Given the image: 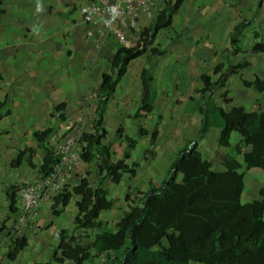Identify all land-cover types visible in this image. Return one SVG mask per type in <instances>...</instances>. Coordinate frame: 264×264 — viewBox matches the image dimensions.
<instances>
[{"label": "trees", "instance_id": "trees-1", "mask_svg": "<svg viewBox=\"0 0 264 264\" xmlns=\"http://www.w3.org/2000/svg\"><path fill=\"white\" fill-rule=\"evenodd\" d=\"M183 1L168 2L139 31V37L132 46L119 47L109 70L103 72L92 122L93 131L84 136L86 145L81 153L85 163L97 162L100 180L97 184L81 180L72 190L66 189L55 196L52 206L55 216L61 215L60 206L67 207L74 195H79L80 199L73 228L61 229L51 261L64 262L61 252H65L74 264H264V182L258 197L243 201L245 174L241 171L243 164L239 160L242 156L245 167L260 168L264 172V111L243 105L226 109L214 97L215 92L225 86L232 76L241 73L250 64L248 60L235 61L245 50L241 35L248 19L231 28L221 60L212 73L201 76V86L195 89L198 96L192 97L201 114L200 137L213 126L220 128L217 154L225 169H213L212 160L205 158L199 149V141L187 140L177 151L159 184L150 181L147 189H136L139 214L134 213L135 204L128 192L127 208L116 225L111 226L101 219L103 211H110L119 204L117 198L110 196L109 185L121 182L125 173L137 175L136 169L126 161L130 152L114 155L112 145L105 143L109 133L105 126L107 105L132 60L145 55L147 63L151 64L154 56L166 53L155 41L162 29L172 25ZM255 36H260V33L256 32ZM251 50L264 52V43L254 42ZM241 78L246 86L264 92V78L257 75L251 80L243 74ZM153 81L149 68L144 67L140 98L144 115L154 109L157 89ZM222 98L225 103L233 100L228 90L222 92ZM5 105L0 95V121L10 114L9 110L4 112ZM65 107V102L55 107V110H62L60 117L63 120L66 119ZM118 131L122 134L124 129L119 127ZM52 132L53 129L47 127L35 131L34 136L43 146ZM140 133L149 136L151 148L147 151L149 155H145V159H149L155 154L160 130L156 127L150 132L140 127ZM235 134L240 139L236 140ZM123 138L126 149L136 146L134 137L125 135ZM222 148L228 152L222 151ZM33 158L34 149H24L11 161V166L17 168L27 163L35 167ZM58 160L52 149L47 148L39 166L40 172L44 176L50 175ZM133 165L138 166V163L133 162ZM5 195L8 212L1 222L0 234L10 214L19 211L16 185L8 186ZM80 230L82 232H78ZM28 244L26 234L16 237L12 249L6 254L9 260H16Z\"/></svg>", "mask_w": 264, "mask_h": 264}, {"label": "rangeland", "instance_id": "rangeland-1", "mask_svg": "<svg viewBox=\"0 0 264 264\" xmlns=\"http://www.w3.org/2000/svg\"><path fill=\"white\" fill-rule=\"evenodd\" d=\"M174 1L176 0H154L150 15L143 9L137 30L127 32L126 43L120 41L114 32L102 36L99 29L86 21L82 6V19L88 24L84 38L75 34L60 45H44L48 48L47 52L55 56V60L49 61L47 55L39 52L36 49L38 46L32 42L35 41V32L32 30L38 27L36 19L31 16L17 19V23H14L21 30L15 24L7 25L5 22L11 19L3 18L4 10L9 12L13 9L14 12L15 9L17 12V7L14 8L13 5L17 2L0 0V41L7 40L4 45H0V95L6 103L4 112L10 111L0 121V227L8 212L5 189L11 184L16 185L19 205V211L10 214L6 227L0 234V264H74L65 252H61L65 257L64 262L51 261L50 256L58 243L61 229L73 228L80 196L74 195L67 209L60 206L62 213L55 216L52 206L59 191L53 182H47V177L40 172L39 166L46 149L50 148L55 157L60 159L59 174H68L63 182L59 178L55 180L56 183L60 181L61 185L64 183L63 191L72 190L76 183L84 179L92 184L99 182L97 162L85 163L80 154L86 145L84 136L93 131L92 122L99 101L97 85L101 74L110 68L114 54L121 44L132 46L139 37V31L147 26L164 4ZM255 26L259 27L257 24ZM10 31L12 36L5 33ZM255 31L248 32L246 29L241 35L245 42V50L241 54H249H242L240 62L247 60L249 55L253 56L254 61L264 58V53L251 51L254 42H264V35L260 33V37L256 38ZM23 33L25 36H21ZM40 34L39 32L41 38ZM203 37L206 39L205 35L198 38L191 34H177L173 27L161 30L155 44L164 47L166 54L156 56L151 64L147 63L145 55L132 60L109 101L105 114V126L109 133L105 143L112 145L114 155L130 152V158L126 161L137 171L136 176L125 173L121 182L109 185L110 196L117 198L119 204L110 211H103L101 219L108 221L111 226L116 225L127 208L128 192L135 204L134 213L139 214L136 189L145 190L150 181L159 184L165 178L170 159L184 145L185 133H190L189 130L193 128L190 126V119L188 124L185 123L184 119L194 116L185 108L184 102L188 99L187 94L200 81L198 73L203 69L211 70L216 59L213 47L201 45L206 43L202 40ZM11 38L12 42L16 39L15 44L10 42ZM110 38L112 42L106 46L105 42ZM24 41L28 45H21ZM144 67L149 68L154 78L153 86L157 89L154 109L147 115L143 114L140 103L141 74ZM220 95L221 91L217 93V97ZM181 98L183 104H180ZM62 102L66 103L65 120L59 118L62 110L54 108ZM47 127L53 129L52 136L43 146L39 145L34 132ZM119 127L124 129L122 134L118 131ZM140 127L150 132L156 127L160 130L155 154L149 159H145L151 148L149 136H143ZM125 135L134 137L137 140L136 146L126 149L123 143ZM27 148L34 149L33 161L36 166L24 163L17 168L12 167L11 161ZM217 151L218 149H204V153L212 156L219 165L221 158ZM133 162H137L138 166H134ZM251 170L252 168L243 167L245 177L251 175ZM31 186H41V194L35 198L39 201L38 207L32 214L25 209V200L21 195L24 189ZM247 189L252 193H244L243 201L258 195L256 190L252 191V187L248 186ZM21 234L27 235L29 246L20 252L16 260L11 261L6 254L12 249L16 237Z\"/></svg>", "mask_w": 264, "mask_h": 264}, {"label": "crops", "instance_id": "crops-1", "mask_svg": "<svg viewBox=\"0 0 264 264\" xmlns=\"http://www.w3.org/2000/svg\"><path fill=\"white\" fill-rule=\"evenodd\" d=\"M15 1L17 3H14L13 5H15L14 8L17 7L18 11L16 12V10L14 9L13 12L12 9L8 12V10L5 9L3 18L12 20V21L9 20L8 22L5 23L7 25L9 24L13 26L12 24H15L14 22L18 21L17 19L26 18L27 16H31L35 18L38 27H35L32 30L35 32V41L32 42L33 45L38 46V48L36 49L39 52H42L43 54L47 55L48 59H50L49 61L55 60V56L52 53L47 52L48 48L44 45H60L61 43L67 42L70 39V37H72L75 34H80L84 38V34L88 29V24H86V22L83 21L80 9L82 6L88 3L87 1L89 0H15ZM166 5L167 4L165 3L161 9L166 7ZM158 12L153 17V19L157 16ZM141 14L142 11L140 13V17H142ZM244 19H248V21H247V25L243 30V33L246 29L248 32L258 30L255 31V33L259 32L262 33V35H264V0L263 1L261 0H184L183 4L174 15V20L172 25L169 26L168 28L162 29L166 31L167 29L173 27V30L177 34H183L186 36L191 34L193 35V37L197 36L198 38L205 35L206 39H204L203 37L202 40H205L206 43L203 42L201 43V45L213 47V51H215L216 53V59H215V63L213 64V67H211V70L209 71L203 69L201 70V73H198L199 74L198 76H200L199 77L200 81L197 82L195 88L192 89L189 92V94H187L188 99L186 100V102H184V104L186 105L185 108H187V110L190 111L194 117H187L186 119H184L186 124L189 123V119H190V126H192L193 128L189 130L190 133H185L186 137H183L184 141L182 145L185 143L186 140L198 138L199 149L202 151L203 156L207 159L212 160L213 169L217 171L224 170L225 169L224 165L222 163L217 165L214 162V160L211 158L212 156H209L206 153H204V149L207 150L219 149L218 141H219L220 128L213 126L207 134L201 137L199 136L200 127H201V114L196 109L192 97L198 96L195 89L201 86L202 83L201 76L204 73H212L215 65L221 60V54L219 52L222 51L227 46L228 33L230 32L231 28L236 23H239ZM256 24L259 27H256L255 26ZM14 26L19 28L20 30L22 29L17 24H15ZM39 32L41 33L40 34L41 38L39 37ZM5 33L8 34L9 36H12L11 31ZM67 34L70 35L66 37L65 35ZM219 35L222 36L218 37ZM21 36H25V34L23 33V35ZM110 36L112 37L113 35ZM259 37L260 36L256 38ZM15 41L12 42V38L10 39V42H12L13 44H15ZM25 41L21 45H28L27 43H25ZM6 42L7 40L0 41V45H4ZM86 42H88V40ZM111 42L112 39L110 38L106 40L105 45L106 46L110 45ZM121 45L123 46V44ZM260 53H264V52H260ZM242 54L247 55L249 53L245 52ZM242 54L240 53L236 57L235 61L237 63H240V60L243 59ZM156 56H154V58H156ZM247 60L250 62L249 66H247L241 73L232 76L225 86H223L222 88H220L215 92L214 97L216 101L224 105L226 109H230L232 106L243 105L249 109L264 111V92H258L255 91L252 87L246 86L241 78L242 74L243 76L251 80H253L257 75L264 78V58L254 61L253 56L249 55L247 57ZM108 70L109 69L107 68L103 72ZM102 74H101V78H102ZM101 78H100V82H101ZM97 86L99 87V85ZM223 90L224 91L228 90L229 93L233 96L232 102L230 103L224 102L222 98V92H224ZM219 91H221V95L220 97H217V93ZM181 100L183 101V99L182 98L180 99V104L181 103L183 104ZM234 138L238 140L240 139V136L238 134H235ZM221 150L224 152H228V150L224 148H222ZM176 153L177 151L174 152L170 161L174 159ZM239 160L243 164V167H245L242 156H239ZM243 167L241 168V171H243ZM0 177H1V172H0ZM263 182H264L263 170L260 168H252L251 175L245 177L244 193L249 194L251 192L250 190L248 191L247 189L249 186L253 188L252 191L255 190L257 191L258 195L256 197H258L259 190ZM256 197H252L250 199H254ZM69 205L65 208L67 209ZM28 246L29 244L27 245V247Z\"/></svg>", "mask_w": 264, "mask_h": 264}, {"label": "built area", "instance_id": "built-area-1", "mask_svg": "<svg viewBox=\"0 0 264 264\" xmlns=\"http://www.w3.org/2000/svg\"><path fill=\"white\" fill-rule=\"evenodd\" d=\"M154 0H91L90 3L82 7V13L86 21L99 29L102 36L109 32H114L117 38L123 43L128 42L127 32L136 31L139 22V16L143 9L147 14H152ZM81 157V154H80ZM60 159L54 167V171L46 176L47 182H53L58 191H63L61 182L66 180V176L59 174ZM64 161V160H62ZM71 166V165H70ZM60 181L56 183V179ZM61 186V187H60ZM47 192V191H45ZM58 192V193H59ZM41 194V186H31L24 189L21 193L25 209L34 213L38 207L36 197Z\"/></svg>", "mask_w": 264, "mask_h": 264}]
</instances>
